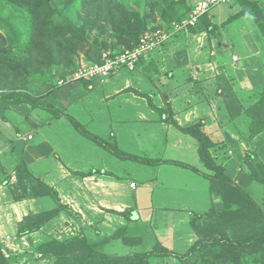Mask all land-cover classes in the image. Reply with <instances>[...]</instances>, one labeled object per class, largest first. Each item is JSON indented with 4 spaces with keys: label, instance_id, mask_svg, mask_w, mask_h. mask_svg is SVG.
<instances>
[{
    "label": "trees",
    "instance_id": "1",
    "mask_svg": "<svg viewBox=\"0 0 264 264\" xmlns=\"http://www.w3.org/2000/svg\"><path fill=\"white\" fill-rule=\"evenodd\" d=\"M130 1L140 7H131L125 0H0V99L46 109L51 105L43 98L60 86L59 79L65 82L71 79L77 69L75 57L80 51L89 63L100 62L105 51L116 55L135 47L146 30L165 28L167 32L172 31V21L188 16L195 5L181 16L173 15L172 4L165 5L160 16L162 23L152 25L148 7L156 0ZM230 4L235 11L225 20L227 23L249 15L264 36V6L258 0H231ZM209 12L200 16L188 32H204L208 37L215 35L219 27ZM181 35L185 37V31L172 33V37ZM167 40L158 48H164ZM222 71L216 77L214 89L219 97V111L225 110L227 121L242 139L257 136L254 149L247 148L243 152L241 165H245L246 177L241 182L226 172L227 166L222 164L220 153L213 156L212 151L219 143L213 142L203 131L204 119L182 126L172 117L171 110L156 108L162 118L168 114L162 121L171 122L196 139L197 154L205 170L187 163L184 166L203 177L209 194L222 203L221 208L210 204L204 212L190 217L189 229L197 239L178 255L179 264H264V161L261 160V156L264 157V88L243 90L225 66ZM16 173L18 182L23 185L25 180L33 181V194L51 193L56 198L53 188L40 180L30 179L23 161L17 165ZM59 211L60 208L55 207L24 219L19 225L18 236L38 230ZM137 214L134 207L121 212L128 222L135 220ZM114 240L124 247L122 252L108 250ZM142 240V234L133 233L127 226H119L102 236L98 229L93 237L77 233L59 239L50 235L38 243L29 256L36 258V254H40L52 258V264H150L151 257L169 255L170 250L159 242L149 250H133ZM22 256L20 253L6 255L0 242V264H16Z\"/></svg>",
    "mask_w": 264,
    "mask_h": 264
},
{
    "label": "rangeland",
    "instance_id": "2",
    "mask_svg": "<svg viewBox=\"0 0 264 264\" xmlns=\"http://www.w3.org/2000/svg\"><path fill=\"white\" fill-rule=\"evenodd\" d=\"M125 1L127 4L130 3L131 7H140V4L136 5L133 1ZM196 1L156 0L152 7H148L152 14L149 16L150 22L152 25L162 23L160 16L165 5L172 4L173 15L181 16ZM259 2L264 6L263 1ZM231 5L230 3L221 4L213 7L209 12L212 21L219 27L215 33L217 37L228 39L236 35L235 31L223 24L225 19L234 12ZM232 23L234 24L235 21L232 20ZM158 29L160 28L149 29L145 32ZM205 36L204 32L197 34L185 32V37L170 35L166 42L167 45L160 48V52L156 51L155 55L150 56L163 59L165 63L168 62L164 66L162 74L160 72L157 80L155 79L157 84H153L154 80L150 81L148 78L140 79L139 82H142H138V84L137 80H130L132 84L128 83L129 86L123 87L122 90L111 96L110 99L115 98L112 104L106 101L110 100L109 98L105 100L107 105L102 100L95 99L94 96L89 97V93H86L85 97L89 98L86 100L85 108L83 107L80 116L73 110H66L62 113L64 117L61 121H64L67 127H74L77 131L73 130L76 137L83 142L80 160L76 159L73 167L79 170H85L91 166L101 167L107 157V161L112 165L111 169L116 175L122 176L123 181H118V177H111V180L115 182V185L111 186L115 188H111L106 194H103L102 187L95 185L100 181L98 178H80L75 183L71 180V186L67 184V190L61 192V203L50 193L52 199L50 203L54 204V207L60 208L59 214L44 224L42 230L33 234H22L8 243L2 242L4 253L23 255L16 264H52V258L48 259L40 254H36V258L29 256L34 251V247L48 239L50 235L59 239L77 233L93 237L95 229H98L102 236L117 229L118 226H128L133 233L146 231L145 250H149L154 245L155 234L153 226L149 223V225L146 224V214L142 215L140 212L139 215L137 214L136 220L128 222L121 214L109 212L108 216H101L100 219H97L98 222L94 221V218L99 214L105 213V210H99L102 209L99 202L110 204L113 201L115 207L121 205V195L117 197L121 193V189H116L117 182L126 184L128 180H131L129 183V207L141 210L142 206H137L133 199L138 197L142 202L148 200L158 206L178 207L181 203L185 205V202H190L189 206L198 214L208 209L205 208L210 205L207 204L210 198L209 192L207 193L208 199L206 196L209 189L207 181L184 166L187 163L190 167L194 166L199 170H205L197 154L196 139L183 133L171 122L162 121L168 114L162 118L156 112V108L163 107L168 112L171 110L172 117L182 126L204 119L203 131L213 142L222 144V146L217 144L215 151H212L213 156L220 153L219 158L222 160V164L227 166L226 172L238 183L245 179V165H241L242 155L245 149H254L257 136L249 140L242 139L232 124L227 121L228 116L225 110L224 112L219 111L217 105L219 97H216L214 89L217 75L223 72L224 65L220 64L223 62L222 52L219 51V47L217 49L218 52H221L219 54H216V51L211 48H207L206 40L203 41ZM87 38L91 39V35H88ZM229 40L231 41L233 38ZM234 58L237 57L234 56ZM75 59L78 62L77 67L89 63L84 59L81 51ZM176 66L181 68H175ZM134 73L135 71L132 75ZM169 73H172V77L166 76ZM117 75L123 76L124 71L118 72ZM188 77H191V80H188ZM125 83L121 82L124 85ZM136 92L144 94L146 97L137 95ZM94 102L100 104L93 106ZM118 109L123 111L118 112ZM107 110L109 114H105ZM104 111L106 112L104 113ZM241 129L243 130V127ZM64 131L67 133L66 130ZM182 137L186 138L182 139ZM125 154L133 155V158ZM166 160L167 163H165ZM174 160L176 161L172 162ZM261 160L264 161V157L261 156ZM150 180L153 182L147 183V186L143 185ZM131 182H134L135 186H131ZM125 188L126 186L123 191ZM177 191L180 192L179 196H176ZM252 193L256 197L255 193ZM258 196L260 195L258 194ZM150 197L153 201L149 200ZM215 199L217 200V198ZM216 200L214 204L217 208H221L222 203ZM185 213L187 215L186 209ZM189 221L190 218L183 228L181 224H178L175 232L183 229L187 234L190 228ZM173 243L175 242L173 241ZM175 246L176 244H173L172 248ZM123 248L118 240H114L110 243L108 250L122 252ZM132 249L137 250V246H133ZM163 257L151 258V264H167L168 258Z\"/></svg>",
    "mask_w": 264,
    "mask_h": 264
},
{
    "label": "crops",
    "instance_id": "3",
    "mask_svg": "<svg viewBox=\"0 0 264 264\" xmlns=\"http://www.w3.org/2000/svg\"><path fill=\"white\" fill-rule=\"evenodd\" d=\"M259 1H263L264 3V0ZM230 16L227 18H230ZM234 21V24L232 20H229L228 23L226 21L223 22L226 27L229 26L228 28H230V30L235 31L234 33L236 35L231 37L233 40L230 41L229 39L231 38L217 37L215 34L211 37L206 35L207 37L205 36L203 41L206 40L207 48L209 47L213 51H216V54L222 52L223 62H220V64L224 65L226 69L232 73L237 82V86L246 91H260L264 88V36L251 16H239L233 20V22ZM218 47L221 52H218ZM159 49L160 48L156 49V51L158 52ZM156 51L145 56L142 61H139L135 70L127 71L126 69H120L115 71L103 83L98 80L82 79L73 81L70 79L66 83L60 85L56 90L45 95L43 100L51 105V108L48 107L49 109L33 108L26 102L15 104L0 99L1 243H8L19 237L17 233L18 228L24 219H30L36 214L58 207H54V204L50 203L52 200L50 194H40L39 192L38 195L33 194V181L25 180L24 185L18 182L16 168L20 162H24L25 169L31 175L30 179L40 180L46 186L53 188L57 192L55 199L60 203L62 202L61 192L67 190V184L71 186V180L75 183V181L80 178H98L100 181L96 182L95 185H100L102 187L104 190L103 194H106L109 189L115 188L111 186L115 183L111 180V177H118V181H123L121 179L122 176L116 175L113 169H111L112 165L107 161V157L101 167L98 166L94 168L91 166L85 170H79L73 167L74 161L76 159L80 160L79 156L82 154L83 142L76 137V129L74 127H67L66 123L61 121L64 117L62 113L66 110H73L80 116L83 107L85 108L86 100L91 96H94L95 99L98 98L102 100L106 105V101L112 104L115 98L110 99L112 98L111 96L119 92V90H122L123 87L125 88L132 84L130 80H137L136 83L138 84L140 79L143 80L148 78L150 81L154 80L153 84H157L155 79L157 80V76L160 75V72L162 74L164 66L168 62L165 63L163 59L150 57L151 55H155L154 53ZM234 56L237 58L233 59ZM177 67L178 66L175 68ZM178 68L180 69L181 67ZM120 71H124L123 76L117 75ZM134 71L135 73L132 75ZM171 75L172 73H169L168 77ZM121 82L126 83L124 85L121 84ZM86 93H89V97H85ZM136 94L146 97L144 94L138 92H136ZM107 98L110 100H106ZM96 104L100 103L94 102L93 106ZM122 111L118 109V112ZM105 112L106 111H104V113ZM105 114H109L108 110ZM64 130H66L67 133ZM19 133L31 134L32 137L26 140L20 139L17 137ZM182 135L187 136L185 134ZM184 138L186 137H182V139ZM108 166L110 167L108 168ZM98 169H100V172H97ZM130 181L131 180H128V183H126L128 185L122 184L121 182H117L116 184V189H121V193L117 196L119 197V195H121L120 198H122L119 207H115L113 201H111L110 204L98 203L100 207H102V209L99 210H105V213L99 214L94 218L95 222L97 219H100L101 216H108L109 212L121 214L125 209L124 207L130 206ZM151 182H153V180L143 183V185L147 186L146 184ZM124 186H126V188L123 191ZM207 193L208 191L206 192V196ZM17 195H20V197L16 198L15 196ZM179 195L180 192L177 191L176 196ZM133 199L137 206H142L141 210L135 208L138 215L140 212L142 215L146 214L148 219H146V224H151L153 226V233L155 234L154 244L159 242L163 247L170 250L169 255L166 257L164 256L166 259H169H167V264H179L178 255L184 253L197 239V235L192 232L191 229H188L187 234L183 229L175 232V228L178 224H181L183 228L189 218L197 214V212L189 206L190 204L188 203L190 202H185V205L181 203L178 207H174L158 206L148 200L142 202L141 198L138 199V197ZM149 200L153 201L152 197H150ZM215 200V197H212L211 194L207 204H212V201L214 204ZM208 206L209 205L205 208H208ZM137 218L138 216L136 215L135 220ZM150 218L152 219L150 220ZM139 222L141 223L140 220ZM146 224L144 223V225ZM42 227H44V225ZM42 227L38 230H42ZM117 228H119V226ZM38 230L27 234H33ZM114 230L115 229L107 232V234H110ZM145 233L146 231L136 233L137 235H143V240L137 245V250L146 248V246H144V244L147 245ZM173 241L175 243H173ZM173 244H176V246L172 248ZM151 258L157 259L162 258V256ZM151 258L150 262L152 260Z\"/></svg>",
    "mask_w": 264,
    "mask_h": 264
},
{
    "label": "built area",
    "instance_id": "4",
    "mask_svg": "<svg viewBox=\"0 0 264 264\" xmlns=\"http://www.w3.org/2000/svg\"><path fill=\"white\" fill-rule=\"evenodd\" d=\"M230 2L231 0H197L188 16L173 22L172 31L167 32L165 28L150 32L147 31L139 37V42L135 47L125 49L116 55H112L110 51H105L102 53L100 62L88 63L77 67L72 73L71 79L73 81L83 79L104 82L113 72L120 69L133 71L141 56L154 51L162 42L168 39L172 33L178 31L188 32L189 27L195 25L200 16L209 12L215 6ZM64 83L66 82L63 79L58 80L59 85ZM17 137L26 140L31 138L32 135L19 133ZM131 186H135V183L131 182Z\"/></svg>",
    "mask_w": 264,
    "mask_h": 264
}]
</instances>
